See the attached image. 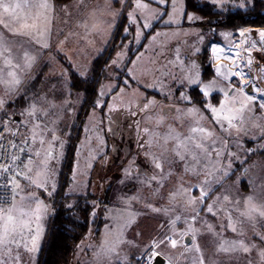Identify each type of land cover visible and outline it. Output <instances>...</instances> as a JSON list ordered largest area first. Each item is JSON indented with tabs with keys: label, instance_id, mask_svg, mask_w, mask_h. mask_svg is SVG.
Listing matches in <instances>:
<instances>
[{
	"label": "rangeland",
	"instance_id": "1",
	"mask_svg": "<svg viewBox=\"0 0 264 264\" xmlns=\"http://www.w3.org/2000/svg\"><path fill=\"white\" fill-rule=\"evenodd\" d=\"M116 1L75 0L57 9L58 14L65 11L68 22L44 57L50 85L38 88L28 108L16 104L7 111L4 122L28 144L34 161L15 182L13 207L0 212V235L7 215L14 218L7 240L0 244V264H37L52 214L49 201L69 207L74 197L88 195L94 198V221L72 264H139L153 252L164 259L204 256L207 264H264V216L248 202L251 197L258 210L264 207V102L249 99L240 76L248 70L247 60L264 63V54L255 55L258 44L246 42L243 46L252 55L245 61L240 53L241 62L231 68L215 65L211 49L214 44L237 46L240 29L264 27L217 26L186 15L184 0H171L170 5L151 0L154 6L145 0ZM205 1L219 10L230 5L245 9L249 3ZM125 17L134 34H126L124 50L109 66L97 109L77 121L83 97L70 90L67 66L71 63L77 75L90 77L94 59L112 44ZM155 24L160 27L148 36ZM26 41L31 43L29 35ZM144 41L128 67L130 78L115 73L116 68L124 70L131 43ZM205 68L210 69L209 80L202 77ZM249 68L253 71L246 73L264 77L262 63ZM195 86L211 99L204 106L189 97ZM16 96H0V113ZM13 116L20 119L16 124L10 121ZM225 116L235 117L232 126ZM74 141L70 183L60 195L58 171ZM202 191L207 194L201 202ZM167 238L176 240V247ZM162 239L165 243L154 248L153 241ZM221 245L229 250L222 251Z\"/></svg>",
	"mask_w": 264,
	"mask_h": 264
},
{
	"label": "trees",
	"instance_id": "2",
	"mask_svg": "<svg viewBox=\"0 0 264 264\" xmlns=\"http://www.w3.org/2000/svg\"><path fill=\"white\" fill-rule=\"evenodd\" d=\"M74 1L75 0H54V3L58 9L60 6L66 7ZM248 2V6L246 5L247 7L245 9L241 6L240 8L237 5H230L219 10L217 9L216 4L206 2L205 0H184L186 15H196L200 19L208 20L209 23H217V26L223 25L232 28L240 26L264 27V0H248ZM234 3L240 4L242 3V0H236ZM217 26L213 27V29L217 30ZM158 27H160V25L155 24L147 35L150 36V34L154 33ZM128 32L134 34V31L129 24V20L125 17L117 27L118 35H115L112 44L102 54L98 55L94 59L90 70L91 76L88 78H82L77 75L73 69V65L65 62L68 64L67 67L70 71V90L83 97L80 113L76 116L77 121H83L92 110L97 109V104L101 98V87L105 80L108 79L109 66L116 53L124 50V44L129 37V35H126ZM123 37L127 38L125 39ZM130 41L134 43L133 37ZM145 42L146 41L142 44L131 43L124 70L119 71L118 68H116L115 73H119L121 75H125L126 78H130L128 74V67L131 65L137 54L144 48ZM207 48L208 45H206L202 55L204 62H207ZM49 69V62L47 59H43L21 89L23 91L26 85L31 82L28 91H23L19 97L17 95L15 97V99L17 98L16 101L8 103L6 108L7 110L1 113L3 114V125H6L9 128V126L4 122L8 109L13 108L12 106L16 104L21 108H28V105L31 102V97L36 94L38 88L50 85V82L46 80ZM211 76L210 69L205 68L202 74L204 80H209ZM31 84H34V86ZM39 93L40 92H38V94ZM188 94L191 100H194V102L200 106H204L211 100L206 98L196 86L190 87ZM0 96L4 97L1 93ZM216 98L220 99L219 96H213L212 100ZM0 101L2 102V99H0ZM216 103H218V101ZM10 121L15 124L17 122L14 116L11 117ZM16 140H20L18 136ZM75 158L76 142H69L66 156L62 158L63 162L62 165H60L56 180V185L58 184L59 186L58 192L60 195L64 193V190L70 183ZM74 198L75 202L69 207L58 205L57 201H49V204L52 206V214L46 222L44 241L39 253L36 256L37 264H72L77 246L93 225V215L95 214L96 209L95 205L90 203V201H94L93 196H76Z\"/></svg>",
	"mask_w": 264,
	"mask_h": 264
},
{
	"label": "crops",
	"instance_id": "3",
	"mask_svg": "<svg viewBox=\"0 0 264 264\" xmlns=\"http://www.w3.org/2000/svg\"><path fill=\"white\" fill-rule=\"evenodd\" d=\"M114 1V4L117 3L116 0ZM145 1H150L152 6L156 4L151 0ZM4 2L10 5H21V7L15 9V12L10 18L7 17V14H5L3 9L0 8V16L8 18L10 23L16 25L15 30L11 31L9 28L0 24V26L3 27V30L0 29V38L3 39L5 47L8 48V51L0 49V52H3V54L0 55V93L3 94L4 97H12L20 93L28 77L33 74L37 66L52 48L54 42L58 40L57 35L61 31L63 32V27L64 24L68 22V17H66L67 15L65 11H63L62 14H58L57 7H55L53 0H48L49 7L47 9L34 7V5L42 3L43 0H4ZM167 2H169L168 4L170 5L171 0H167ZM74 3L75 2L67 6L70 7ZM9 11L11 12L12 9ZM37 12L40 13V17L38 20H35V27H31L33 24V18ZM25 22H27V25L29 26L20 28L19 25L24 24ZM26 28H33V32L26 33L28 32ZM27 35H29L31 43L26 41ZM9 61L10 63H8ZM16 80L19 81L18 84L15 83ZM43 241L44 235L41 237L38 248L39 251ZM178 248L185 252L184 246L181 247L179 245L177 246V249ZM207 263L209 262L204 256L185 257L181 254L175 257L169 256L165 259V264ZM210 264H213V262ZM248 264H252V262H248Z\"/></svg>",
	"mask_w": 264,
	"mask_h": 264
},
{
	"label": "built area",
	"instance_id": "4",
	"mask_svg": "<svg viewBox=\"0 0 264 264\" xmlns=\"http://www.w3.org/2000/svg\"><path fill=\"white\" fill-rule=\"evenodd\" d=\"M16 139L17 131L3 125V114L0 113V209L13 207L15 182L23 173L26 165L34 161L28 144ZM4 168H7L8 171H4ZM145 256L140 259L139 264L156 263L157 256L154 259L152 253Z\"/></svg>",
	"mask_w": 264,
	"mask_h": 264
},
{
	"label": "bare ground",
	"instance_id": "5",
	"mask_svg": "<svg viewBox=\"0 0 264 264\" xmlns=\"http://www.w3.org/2000/svg\"><path fill=\"white\" fill-rule=\"evenodd\" d=\"M261 32H264V28L240 29L241 38L236 43L237 46L229 48V47H226V46L221 45V44H214L211 49H212V53L215 57V65H221V63H227L228 66H230L231 68H235L241 62V60L239 59L240 53H241L242 59H244L246 61L248 59V55H252L251 54L252 52L247 51L246 50L247 47L245 48L243 46L246 42H252V41L254 42L255 41L258 44V46H257L258 48L255 49L256 50L255 55L261 57V55L264 54V46H263L264 42H262V38L259 36V33H261ZM241 33H243L244 35H241ZM247 62H250L249 66H248V70L243 69L244 71L240 72L241 79L243 80V83L245 84V88L246 87H252L253 88L254 93L252 95H250V94H248V95L250 97H254V99L257 101L264 102V95H262V93H264V77H256L255 75H251L250 73H246V71L248 72L249 70H252L251 68H249L250 66L256 65V63L257 64L262 63V65L264 66V63L261 61L260 62H254L253 60H247ZM255 80L259 81V84H256Z\"/></svg>",
	"mask_w": 264,
	"mask_h": 264
},
{
	"label": "snow or ice",
	"instance_id": "6",
	"mask_svg": "<svg viewBox=\"0 0 264 264\" xmlns=\"http://www.w3.org/2000/svg\"><path fill=\"white\" fill-rule=\"evenodd\" d=\"M19 7H21V5L20 4H15V5H10V4H7V3H5L4 2V0H0V8H2L3 9V12L5 13V14H7V17H11L12 15H13V13L15 12V9L16 8H19ZM34 7H36V8H43V9H47L48 7H49V4H48V0H43V2L42 3H39V4H37V5H34ZM10 9H12V11L10 12L9 10ZM39 17H40V13L39 12H37L36 14H35V16H34V18H33V24L31 25V27H35V20H38L39 19ZM0 24H2L4 27H6V28H9V30H11V31H14L15 30V28H16V25L14 24V23H10V20L8 19V18H6V17H4V16H0ZM29 25H27V22H25L24 24H20L19 25V27L20 28H25V27H28ZM19 34H22V33H19ZM241 35H244L243 33H241ZM259 36L262 38V42H264V32H261V33H259ZM46 46V45H45ZM0 49H3V51H8V48L7 47H5V44H4V41H3V39L2 38H0ZM3 54V52H0V55H2ZM8 63H10V61L8 62ZM10 75H11V73H10ZM15 83H19V81L18 80H16L15 81ZM205 95H207V92H205ZM262 95H264V93H262ZM249 99L251 100V99H254V97H249ZM262 106H264V105H262ZM212 111L214 112V113H217V109H212ZM218 114V113H217ZM219 115V114H218ZM224 119H226V120H228V123H229V126H232L231 125V121H232V119H235V117H231V118H229V117H227V116H225V117H223ZM191 131L192 132H197V131H199V132H202V133H205V129H203V128H199V129H197V128H192L191 129ZM206 135H211V133H205ZM188 139H192V137H189ZM184 142L182 141L181 142V144H183ZM181 145L180 144H178L177 145V147H180ZM197 148H204V146L202 145V144H196L195 145ZM205 151H206V149H204ZM177 155H180V153H177ZM181 159H183V156H181ZM156 167L157 168H159L160 167V164L159 163H157L156 164ZM4 171H8V169L7 168H4ZM17 175H19V173H17ZM33 183H35V181H33ZM37 186H40V185H37ZM17 187H18V185H17ZM207 193H206V191H202L201 192V202H202V200H203V197L206 195ZM193 203H195V201H192ZM248 202H249V205H251V210L253 211V212H256V211H259V215L260 216H264V207H261L259 210L256 208V206H254V205H252V198L251 197H249L248 198ZM3 211V209H0V212H2ZM10 211V210H9ZM208 211H212V208H211V206H209V208H208ZM244 213H242V215H243ZM37 218H39V217H37ZM249 218H251V217H249ZM13 217L11 216V215H7V219H6V222H5V225H4V231H3V235H0V244H4L5 243V241L7 240V238H8V234H9V230H8V224H11L12 222H13ZM233 230H235V229H233ZM34 239V241H35V237L33 238ZM167 240H168V242L171 244V246L172 247H176V245H177V241L176 240H174V239H171V238H167ZM163 243H165V240L164 239H162V240H160V241H153V247L154 248H159V246L161 245V244H163ZM199 249H197V251H198ZM221 250L222 251H228L229 249L228 248H225L223 245H221ZM248 249L247 248H244V251H247ZM159 255V253H157V252H153L152 253V258L154 259L156 256H158Z\"/></svg>",
	"mask_w": 264,
	"mask_h": 264
},
{
	"label": "water",
	"instance_id": "7",
	"mask_svg": "<svg viewBox=\"0 0 264 264\" xmlns=\"http://www.w3.org/2000/svg\"><path fill=\"white\" fill-rule=\"evenodd\" d=\"M246 93L253 94L254 93L253 88L252 87H247L246 88ZM15 120L19 121L20 119H19V117H17V118H15ZM186 242L190 243V238H187ZM155 264H165V259L162 256H157Z\"/></svg>",
	"mask_w": 264,
	"mask_h": 264
}]
</instances>
